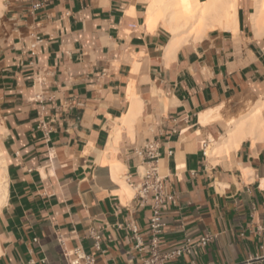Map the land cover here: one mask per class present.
Here are the masks:
<instances>
[{
	"label": "crops",
	"instance_id": "0c3cea01",
	"mask_svg": "<svg viewBox=\"0 0 264 264\" xmlns=\"http://www.w3.org/2000/svg\"><path fill=\"white\" fill-rule=\"evenodd\" d=\"M150 1L5 0L0 264H67L76 248L143 264L151 203L136 193L135 152L149 142L174 197L158 252L188 247L161 264H264V139L207 151L264 94V33L238 0L236 37L216 28L171 49L165 21L147 23Z\"/></svg>",
	"mask_w": 264,
	"mask_h": 264
},
{
	"label": "bare ground",
	"instance_id": "6f19581e",
	"mask_svg": "<svg viewBox=\"0 0 264 264\" xmlns=\"http://www.w3.org/2000/svg\"><path fill=\"white\" fill-rule=\"evenodd\" d=\"M3 1L0 0V14L4 5H2ZM237 1L151 0L147 13V23L153 25L156 21L159 22V19L165 21L164 25L173 34V39H170L168 45L171 49L177 48L186 41L198 40L204 37L207 31L216 28L228 29L236 37V24H238L236 23ZM248 2L250 28L258 33H264V0H248ZM219 109L221 107L216 108L215 111H210L214 115L209 119L220 118ZM207 121H209L207 117L201 115V122L205 123ZM1 135L0 127V138ZM246 139H249L252 144L264 139V94L249 107L246 113L239 115L238 118L231 119L225 126V134L219 141H211L207 146V151L210 155H227L230 152H235L240 143ZM5 167L6 163L0 144V207L5 197Z\"/></svg>",
	"mask_w": 264,
	"mask_h": 264
},
{
	"label": "built area",
	"instance_id": "2783aa9c",
	"mask_svg": "<svg viewBox=\"0 0 264 264\" xmlns=\"http://www.w3.org/2000/svg\"><path fill=\"white\" fill-rule=\"evenodd\" d=\"M39 6V3H35L32 8L36 9ZM38 43L39 40L37 39L31 45V48L34 49ZM135 154L141 159L140 163L135 169V172L140 179V183L136 187V193L141 200H145L150 197L149 200L151 203V216L149 219V232L151 234L150 246L148 250L149 256L147 259H145L143 264H161L164 259L173 258L179 256L182 252H187L188 247L185 246L166 255L159 254L158 236L164 227V224L161 222L160 211L163 204L165 202H173L174 197L172 194L168 193L165 179L159 175L157 167V161L159 158L157 143H146V145L143 148L137 150ZM133 232H135V229ZM96 238L98 237L96 236ZM213 238V235L206 234L202 236L195 245L204 247L209 242H211ZM136 242V247H138L140 245L138 238H136ZM63 256L67 264H95L94 257L90 254L84 253L79 248L64 250Z\"/></svg>",
	"mask_w": 264,
	"mask_h": 264
},
{
	"label": "rangeland",
	"instance_id": "374dc122",
	"mask_svg": "<svg viewBox=\"0 0 264 264\" xmlns=\"http://www.w3.org/2000/svg\"><path fill=\"white\" fill-rule=\"evenodd\" d=\"M4 4V5H3ZM2 5H3V9L2 10V13L0 14V35L2 33V28H3V22H2V15L5 11L4 7H5V0L2 2ZM4 10V11H3ZM252 105L251 102L245 104V108L243 110L240 111V113L238 115H241V114H244L247 112V110L249 109V107Z\"/></svg>",
	"mask_w": 264,
	"mask_h": 264
}]
</instances>
